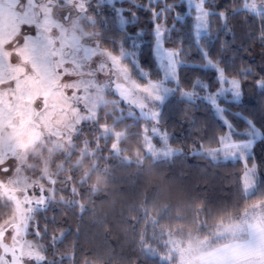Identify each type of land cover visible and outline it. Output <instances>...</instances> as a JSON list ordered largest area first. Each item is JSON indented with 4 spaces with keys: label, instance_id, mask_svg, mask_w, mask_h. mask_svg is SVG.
<instances>
[{
    "label": "trees",
    "instance_id": "obj_1",
    "mask_svg": "<svg viewBox=\"0 0 264 264\" xmlns=\"http://www.w3.org/2000/svg\"><path fill=\"white\" fill-rule=\"evenodd\" d=\"M175 2L177 0H167L168 4ZM218 2L229 12L227 24L231 34L225 33L219 16H211L210 36H203L201 46L208 49L212 60L219 61L227 76L244 82L243 88L251 98L239 105H227L225 114L237 131L243 132L247 127L239 119L241 114L254 122L255 127L264 130V90L255 84L258 77L264 76V70L260 69L254 56L255 48L264 47V42L259 39L261 21L242 10L241 0ZM144 3L145 0H123L122 3L116 0L113 4H98L89 12L93 20L86 22L84 18L83 21L86 29L93 32L92 38L117 52L121 46L134 48V44L143 39L140 65L151 78L160 80L161 70L149 48L151 13L142 10ZM205 5L215 10L212 5ZM101 6L105 10L124 8L127 25H121L114 11H109L105 18L104 12L98 11ZM153 6L157 9L166 7L163 2ZM232 9L241 11L233 15ZM132 13L138 16L135 23ZM173 23L169 15L168 24ZM137 29H143V38L128 35ZM183 36L179 57L184 64L179 68V88L191 90L193 80L199 77L211 82L215 90L214 72L186 66L203 65L204 58L186 25ZM165 43L175 49L181 47L175 34L171 39L165 38ZM249 67L251 71L247 75L240 72L241 68ZM110 109L106 107L104 111L102 108L101 116L104 122H116L115 128L125 131L121 140L122 153L115 154L110 160L111 140L104 141L102 137L95 154L85 157L80 165L73 160L76 154L70 160L56 156L50 162L42 159L45 162L42 171L47 167L50 175L64 177L63 180L57 178L56 201L35 212L28 226L27 236L43 252L44 264H169L146 247L147 241L151 240V219H157L168 229L201 228L207 233L221 221L239 217L248 205L264 198V173L256 190L250 195L245 192V185L241 184L244 179L242 159L214 162L205 153L192 154L201 144L203 148L216 147V137L225 134L210 105L202 99L193 104L181 99L179 91L173 94L164 107L161 125L170 133L171 144L182 148L183 153L157 159L145 153L141 128L146 119L129 115L116 120L118 112H109ZM96 135L91 125L83 130V137L92 140L91 145H95ZM236 139L247 138L237 136ZM77 141L76 137L74 142L79 147ZM255 152L256 161L263 169L264 139L258 141ZM65 160L72 166L70 169ZM66 181L76 188V193L61 187V182ZM11 212L12 204L1 199L0 223Z\"/></svg>",
    "mask_w": 264,
    "mask_h": 264
},
{
    "label": "rangeland",
    "instance_id": "obj_2",
    "mask_svg": "<svg viewBox=\"0 0 264 264\" xmlns=\"http://www.w3.org/2000/svg\"><path fill=\"white\" fill-rule=\"evenodd\" d=\"M17 3L18 0H0V80L13 81L20 89L17 91V88L11 85L0 87V125L17 113L28 115L30 107L24 97L35 94L37 91H49L54 96L57 107L63 109L55 113V121L50 118L48 121L57 133L55 136H45L35 144H32L29 138H24L13 148L8 137L0 135V160L7 159L11 154L16 156V159L8 160V166L14 171L0 172V180L5 182L7 188L13 189L15 195L19 197L17 202L0 195V200L4 199L12 204V212L5 217L4 222L0 223V231L19 224V231L23 233L25 224L28 232L31 218L35 212L39 211L36 210L35 203L40 199L38 190L47 188L51 194L47 198V203L41 205L44 208L58 198L56 196L57 178L64 179L63 176L50 175L47 167L42 171L41 168L45 163L43 160L50 162L55 156L58 157L57 159L70 160L76 154L73 160L80 165L85 157H91L92 153H95L97 145L100 146L101 143L99 139L102 137L105 138L104 141L111 140V146L115 142L117 152L122 153L121 140L125 137V131L116 129V122H104L101 109L105 111L106 107H110L112 111L109 112H118L116 120L129 115L143 118L137 106L144 108L145 115L158 109L156 105L147 102L148 97L144 92L138 90V86L147 87L149 80L145 79L148 71L143 69L140 63L138 65L133 63L137 51L135 44L134 48L121 46L120 51L117 52L101 45L99 41L92 38L93 32L86 29L83 19L85 18L86 22L93 20L89 12L92 6L101 4V0H29L28 4L20 5L19 8L16 6ZM103 3H108V0H103ZM252 3L261 5V11L264 12V0H252ZM204 8L208 9L206 5ZM193 14L195 15V11ZM118 18L121 25L125 27L128 23L125 13L123 12V18L118 14ZM208 20L210 21V18ZM160 23L162 24L161 21ZM24 24L35 25V29L24 28L21 31V26ZM33 31L35 34L29 35L25 41L24 36ZM206 34L202 31L201 39ZM162 46L164 49L175 50L166 45L165 39ZM9 52H20L21 55L13 54L9 60ZM254 56L260 69L264 70V47L255 48ZM21 57L27 63H21ZM114 57H123V59L117 60L113 59ZM176 59L180 61L179 56ZM66 60L71 61L68 70L75 71L79 76L73 86L83 90L79 97V112L74 111L76 106L74 100L70 106L68 99L58 94L62 92L63 85L58 86L59 75L56 69L63 67ZM164 64L165 72H167V60ZM82 66L85 69L90 67L91 74L82 75L80 71ZM24 68H28L27 74L24 73ZM150 81L159 80L150 77ZM166 86L177 88V84L172 82L171 78ZM13 93H16V98H13ZM200 95L203 96V92ZM250 99L244 89V100ZM83 117L90 118L84 120L77 129L78 134L74 135L70 129L78 118ZM88 125L93 126L97 132L93 139V141L97 139L95 145L90 144L92 140L83 137V130ZM100 125H107V130L101 131ZM143 125H147L149 129L154 127V123L149 119H146ZM159 128L165 129L161 125V117ZM256 129L251 130L253 138L257 135ZM60 133H64L71 139L66 141L60 137ZM114 133L120 135L116 136ZM168 134L170 136L169 132ZM76 137L79 147L74 142ZM144 142L145 146L153 145V151L168 147L180 149L173 146L171 141L170 144H162L160 139L150 141L144 139ZM213 148L215 147L203 148L202 153L208 155V151ZM246 151V149L238 151L235 157H230L229 160L242 159ZM117 152L111 150L109 159L111 160ZM145 153L149 154L146 151ZM150 155L156 159L171 157L162 154ZM66 160L67 169H70L72 166ZM219 161L224 160L221 158ZM252 161H247L249 167L253 164ZM259 169L260 172L253 181L249 182L244 177L248 195L252 194L260 183L264 165L263 169L260 166ZM245 170L244 166V172ZM61 183L62 188L77 192L69 181ZM64 199L70 201L65 197ZM17 203L23 206V212L19 216ZM150 222L151 240L147 241L146 247L152 254L159 255L169 264H264V198L248 205L239 217L221 221L207 233L201 228L198 230L168 229L160 225L155 218ZM245 240H251V245L244 246ZM5 242H12V232L5 237ZM16 243L23 245L26 255L43 254L27 233L22 234ZM44 262L45 259L42 264ZM24 264H37V262L25 259Z\"/></svg>",
    "mask_w": 264,
    "mask_h": 264
},
{
    "label": "snow or ice",
    "instance_id": "obj_3",
    "mask_svg": "<svg viewBox=\"0 0 264 264\" xmlns=\"http://www.w3.org/2000/svg\"><path fill=\"white\" fill-rule=\"evenodd\" d=\"M114 0H108V4H112ZM122 3L123 0H120ZM163 2L166 7L157 9L153 5ZM29 0H18L17 8L20 5H26ZM242 10L248 11L249 14L256 16L258 20L261 21L260 27L262 29L259 39L264 42V12L261 11V5H254L252 0H241ZM210 4L215 9L212 8L205 9L204 5ZM101 5H103V0H101ZM137 7H141L137 5ZM222 3L218 0H177L173 4H168L167 0H145L142 10L151 13V26H152V36L149 38L151 43L149 44L152 59L156 62L157 67L161 70V79L159 81H150V73L145 77L149 80L147 87L138 86V90L144 92L145 96L148 97V103L156 105L157 109L155 112L145 115V110L143 107L137 106L143 118L149 119L154 123V127L149 129L147 125H143L141 128V135L146 141L160 139L162 144H170L171 137L169 136L167 129L159 128L160 117L164 113V107L170 102L171 97L176 91L180 92V98L187 101L188 103H196L197 100L202 99L205 103L209 104L214 115L220 121L225 129L224 135H218L216 137L217 146L208 151V156L214 162H218L221 158L224 161H228L229 158H234L238 151L246 149L247 151L242 155L241 163L245 166V172L241 173L242 177H245L247 181H253L259 174V164L256 161V145L260 139H264V130L256 129L254 122L250 121L243 114L239 116V119L245 122L247 126L243 132L237 131L235 126L230 120H228L225 113L228 111L227 105L235 104L239 105L244 100V82L237 78H228L225 75V69L221 68L219 61H214L208 54V49L201 46L200 33L203 31L210 36L209 28L210 21L208 18L211 16H219L221 25L225 33L231 34V28L227 24L229 12L224 10ZM85 11L87 7L85 6ZM98 11L104 12V17L107 18L109 11H114L123 18V8L108 9L105 10L101 6ZM195 11V15H192ZM241 9H232L231 13L235 15ZM171 15L174 23L172 25L168 24V17ZM135 23L138 19L136 13H132ZM160 21H163L161 24ZM187 26L191 31L192 38L198 46L201 56L204 58L203 65H186L188 67L201 68L204 71H211L215 73V83L217 87L213 90L212 83L208 80H203L199 77L195 78L192 82V89L185 90L179 88V68L184 64L183 61H178L176 58L179 56V52L182 50L183 46V29ZM24 28L35 29V25L24 24L21 26V31ZM35 31L24 36L25 41H27L29 35H34ZM173 34L179 40L181 47L179 49H164L163 41L165 38L171 39ZM130 37H140L143 38L145 33L143 29H137L134 33L129 32ZM11 43V41H9ZM132 43V41H130ZM123 44V41H121ZM135 47L137 51L135 52V59L133 63L139 64L140 50L144 47V41L141 39L136 42ZM15 54L20 56V52H9V60L11 56ZM131 55V53H127ZM113 59H123V57H114ZM167 60V72H165L164 62ZM21 63H27L23 57H21ZM71 61H65L63 67L56 69L59 75V85H63L62 92L58 93L64 98L68 99L69 105L71 102L75 101L74 111L79 112L80 102L79 97L82 94V89L73 86L74 82L79 79V76L75 71H70L69 65ZM35 71V68H33ZM24 73L27 74L28 68L23 69ZM81 74L88 75L91 74V68L85 69L81 67ZM251 71V68H241L240 72L247 75ZM70 78V79H69ZM169 78L172 82L177 84V88H169L166 86ZM256 87L260 90H264V76L258 77L255 81ZM4 85H11L13 88H17L19 91V86L13 81L0 80V87ZM203 92V96L200 93ZM13 98H16V93H13ZM25 102L30 107V112L28 115L24 116L21 113H17L10 119H8L3 125H0V135H5L8 137L10 143H12L13 148L16 147L17 142H20L24 138H29L32 144L37 143L40 139L45 136H55L57 135L53 126L48 123L49 118L52 121L56 120L55 113L57 111H62V108H58L55 103L54 96L49 91H37L35 94L24 97ZM50 100L52 102H50ZM90 117L78 118L76 123L70 129L73 134H78L77 129L84 122V120ZM7 129V131H5ZM101 131L107 130V125H100ZM252 129H256L257 135L255 138L252 137ZM151 133V135H149ZM60 137L64 138L66 141L71 138L66 136L64 133L59 134ZM114 135L119 136V133H114ZM246 137L247 139L237 140L236 137ZM99 147V145H97ZM153 145L149 144L145 146V151L152 155H165L172 156L176 154H182L183 149H173L168 147L167 149L161 148L157 151H153ZM113 152H117V144L114 142L111 146ZM203 151V145L201 144L199 150H194L193 155H199ZM93 155L95 153H92ZM118 154V152H117ZM253 160V164L249 167L247 164L248 159ZM16 159L14 154H11L7 159L0 160V172L9 173L13 172L10 166H8V160ZM83 182V181H82ZM242 186L245 185V179L241 180ZM40 199L35 201L37 208L36 210H43L42 204L47 203V198L51 195L47 188H40L39 190ZM247 193V188H245ZM0 195L7 196L14 201H19V197L15 195L13 189L7 188L5 182L0 180ZM23 212V206L17 203V214L21 215ZM23 223V221H21ZM20 225L17 224L13 227L0 231V264H24L25 259L36 261L37 264H42L45 259L42 253L38 254H25L22 244H17L19 237L27 233V226L25 224L24 232L19 231ZM9 232H12V242H5V237ZM63 235V234H61ZM251 240H245L243 242L244 246H250Z\"/></svg>",
    "mask_w": 264,
    "mask_h": 264
}]
</instances>
